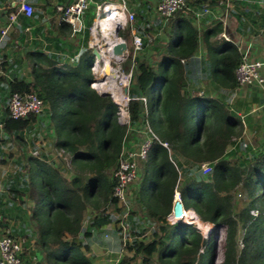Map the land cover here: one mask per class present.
<instances>
[{"label": "trees", "instance_id": "1", "mask_svg": "<svg viewBox=\"0 0 264 264\" xmlns=\"http://www.w3.org/2000/svg\"><path fill=\"white\" fill-rule=\"evenodd\" d=\"M186 2L196 10L180 11L169 22H159L161 33L144 14L134 13L138 32L143 25L155 33L152 37L142 33L144 53L134 57L130 123L139 129L148 123L169 150L154 140L130 187L134 209L131 207L126 219V253L116 264L215 263L210 247L200 253L210 236L201 239L194 225L167 221L175 186L184 207L193 209L201 223L225 226L218 264H264V145L239 156L247 148L239 141V151L228 152L233 138L241 133L234 127L238 119L230 117L224 99L237 86L234 71L242 54L219 37L216 25L212 33H203L207 57L196 58L199 33L193 23L196 13H204L209 2ZM125 31L120 29L118 34L126 37ZM147 52H151L148 57ZM72 70V74L60 75L55 66H37L32 84L12 83L13 92H33L42 100V111L49 113L56 131L54 145L67 158L60 167L44 164L43 156L31 158L29 179L9 187L18 195L20 214L36 226L32 230L36 241L31 246L41 250L47 264H93L84 254L87 239L105 224L117 226L124 212L111 186L126 126L119 123L111 97L91 86V66L79 63ZM212 92L217 99H212ZM138 96L146 98V114ZM148 103L156 109V118ZM37 116L13 118L8 114L5 131L28 130ZM206 163L211 170L203 173L201 167ZM193 202L196 208H192ZM145 224L148 228H139ZM24 238L20 259L31 243L28 234ZM31 263V259L24 262Z\"/></svg>", "mask_w": 264, "mask_h": 264}, {"label": "crops", "instance_id": "2", "mask_svg": "<svg viewBox=\"0 0 264 264\" xmlns=\"http://www.w3.org/2000/svg\"><path fill=\"white\" fill-rule=\"evenodd\" d=\"M70 1L32 0L34 8L32 15L28 17L19 14L7 32L1 33L8 23L9 14L17 9V0H0V237L7 235L9 231L13 233L12 238L22 244L25 241L24 234L30 236L31 243H28L23 251L21 259L23 264L28 259H31V264L46 263L41 250L36 246H31L36 241L32 234L33 228L20 214L18 195L9 187L25 178L29 179L31 158L43 156L46 158L43 159L44 164L57 167L65 164L67 158L63 149L54 145L56 131L50 121L49 113L42 111L35 117L30 129L18 130L16 133H7L4 124L9 114L8 102L13 92L12 83L19 80L28 85L32 84L37 66L47 69L55 66L60 75L72 74V69L79 63H85L88 67L92 66L94 52L88 46L90 39L88 27L94 19V9L91 7L85 13L84 27L75 31L62 19L58 9L59 6ZM158 1L125 0L130 10L137 15L144 14L145 20L156 29L159 22L166 23L169 20H165L157 13ZM207 2L209 3L204 7H207L209 11L200 12L193 23V29L199 33L196 58L207 57L208 49L203 33H212L215 26L219 25L217 26L218 29L220 28L219 37L235 46L242 57L245 55L249 59L264 62V0H218L217 3L214 0H207ZM192 8V11L196 10L193 5ZM157 30H159L157 33H161V28ZM140 31L138 33L142 39L144 38L142 33H150V37H152L151 33H155L146 30L143 25ZM224 42L221 43V47L225 46ZM140 53L142 56L144 52L140 51ZM150 53L147 52L146 57ZM138 54L139 52L136 55ZM129 55L130 57L125 58L121 63L122 68L127 69L131 66V52ZM261 73L264 76V65ZM211 97L217 99V95L213 92ZM224 101L230 117L234 121L238 119L234 127H237L241 133L240 137L233 138L228 152H238L239 141L243 143V149L247 147L241 150L239 156L246 155L248 149L253 151L262 147L264 145V91L262 87L258 84H237ZM133 137H135V132L131 133L128 143L132 142ZM130 187L132 185L127 189V196L131 209L133 204ZM86 222L87 220H84L83 224ZM139 228L145 229L148 225L145 224ZM120 236L118 226L113 222L103 225L87 239L88 249L84 252L85 256L93 264L117 263L123 255H119Z\"/></svg>", "mask_w": 264, "mask_h": 264}, {"label": "built area", "instance_id": "3", "mask_svg": "<svg viewBox=\"0 0 264 264\" xmlns=\"http://www.w3.org/2000/svg\"><path fill=\"white\" fill-rule=\"evenodd\" d=\"M32 0H17L16 11L9 14L7 25L1 30L6 33L8 28L15 22L19 14L31 16L33 13ZM93 7L94 19L88 27L89 32V48L94 54L92 62V71L94 80L91 86L97 92H106L117 106V116L119 123L126 126L127 134L124 136L123 144L119 152L118 158L113 169L114 183L111 186L112 195L123 206L124 212L118 221V229L121 235L122 246L119 249V255L124 254V245L128 240L126 216L129 212V203L127 189L132 185L139 176L140 166L146 159L152 148L154 140L160 142L169 150L167 142L161 141L151 126L146 123L142 129L135 128L130 123V115L128 111V103L131 99L129 88L133 77L134 57L141 51L143 40L134 26L135 14L127 7L125 0H107L96 2L94 0H71L59 6L62 19L70 24L75 31H79L84 27L83 17L85 13ZM157 13L168 20L170 17L180 11H192V5L186 0H159L156 5ZM209 10L203 9L206 13ZM200 12H197L198 16ZM119 18V21L114 20ZM126 29L127 39L120 36L118 31ZM224 38L225 35L222 34ZM125 43L126 48L118 53H114L112 48L117 43ZM128 44L131 47V66L127 69L122 68L121 63L128 55ZM264 62L260 60H252L245 55L237 65L234 73L238 85L258 84L264 91V76L261 68ZM101 94V93H100ZM142 101L145 114L146 98L138 96ZM43 109L42 100L33 92L20 94L13 92L8 102V113L13 118L26 117L29 114L39 115ZM135 132L132 142L128 143L131 133ZM133 145L134 148H131ZM203 173L211 170L210 164H203L201 167ZM194 211L191 208H185L181 199L180 191L177 186L174 188L171 210L167 215V221L188 223L185 214L188 211ZM195 212V211H194ZM196 213V212H195ZM22 253V244L20 241L9 235L0 237V264H22L20 254Z\"/></svg>", "mask_w": 264, "mask_h": 264}, {"label": "rangeland", "instance_id": "4", "mask_svg": "<svg viewBox=\"0 0 264 264\" xmlns=\"http://www.w3.org/2000/svg\"><path fill=\"white\" fill-rule=\"evenodd\" d=\"M122 37L127 39V32H126V37L125 36H122ZM130 51H131V47L128 44V55L126 58L130 57V55H129ZM121 66L123 67V65H121ZM155 94H157V92H155ZM148 106H149L148 109L151 110V114L154 116V118H156L157 117L156 112H155L156 109L152 108L153 104L148 103ZM196 125H197V120L194 121L193 126H196ZM148 187H149V184L146 185V188H148ZM237 197H236V199H237ZM192 208H196L195 202L192 203ZM29 213H30V210H29ZM253 213H255L254 210H253ZM197 217H198V215H197ZM198 219H199V217H198ZM199 220L202 221L201 219H199ZM200 221H199V223H200ZM203 222H206V221H203ZM187 224L195 226L196 230L199 231V233H200L201 239H202V236H210V238L208 240L203 241L206 243V245L203 244L201 246V249H200L201 252L200 253H202L203 251L207 252L208 251L207 248L210 247L209 254L211 255L213 253L212 256L215 259L214 264H218V262H220V259L222 258V253H223V245H224V238H225V226H223L222 224L221 225L218 224L217 227H215L209 223H200L201 226H199L196 222L187 223ZM30 225L32 228L36 229V226L34 225L33 222H31ZM202 255H203V253H202ZM202 255L200 257H202ZM45 263L47 264L46 259H45ZM115 264H116V262H115Z\"/></svg>", "mask_w": 264, "mask_h": 264}, {"label": "bare ground", "instance_id": "5", "mask_svg": "<svg viewBox=\"0 0 264 264\" xmlns=\"http://www.w3.org/2000/svg\"><path fill=\"white\" fill-rule=\"evenodd\" d=\"M114 20L119 21V18H115ZM185 218L187 219L188 223L196 222L199 226H201V222L199 223V219L197 218L194 211L190 210L185 214Z\"/></svg>", "mask_w": 264, "mask_h": 264}, {"label": "water", "instance_id": "6", "mask_svg": "<svg viewBox=\"0 0 264 264\" xmlns=\"http://www.w3.org/2000/svg\"><path fill=\"white\" fill-rule=\"evenodd\" d=\"M126 48V44L125 43H117L113 46L112 50L114 53H118L120 52L122 49H125ZM94 54L97 55V52L94 51ZM102 95H108V93L106 92H100Z\"/></svg>", "mask_w": 264, "mask_h": 264}]
</instances>
